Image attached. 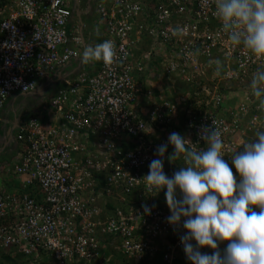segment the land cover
I'll return each instance as SVG.
<instances>
[{
	"label": "built area",
	"instance_id": "built-area-1",
	"mask_svg": "<svg viewBox=\"0 0 264 264\" xmlns=\"http://www.w3.org/2000/svg\"><path fill=\"white\" fill-rule=\"evenodd\" d=\"M96 13L115 57L63 78L18 125L21 150L5 173L21 182L0 190V254L13 264H183L186 230L167 222L164 190L149 192L144 176L171 133L203 149L201 129L213 126L238 177L233 153L264 130L249 88L264 58L230 45L215 0H106ZM70 16V0H0V110L80 57Z\"/></svg>",
	"mask_w": 264,
	"mask_h": 264
},
{
	"label": "clouds",
	"instance_id": "clouds-1",
	"mask_svg": "<svg viewBox=\"0 0 264 264\" xmlns=\"http://www.w3.org/2000/svg\"><path fill=\"white\" fill-rule=\"evenodd\" d=\"M215 13L233 48L242 46L264 58V0H215ZM114 57L111 41L87 46L82 53L85 62L111 63ZM222 67L217 61L218 75ZM249 88L264 105V67L256 71ZM254 135L255 142L242 141L243 151L232 155L238 177L223 159L221 133L213 126L201 129L203 149L176 132L156 149L158 158L151 161L144 176L147 190L158 194L166 189L167 222L186 230L180 242L191 264H264V130ZM169 145L173 151L168 160L184 161L171 177L164 172ZM144 212L150 215L151 208L145 205ZM225 240L230 242L221 252L218 245ZM204 246L215 251L202 253Z\"/></svg>",
	"mask_w": 264,
	"mask_h": 264
},
{
	"label": "crops",
	"instance_id": "crops-1",
	"mask_svg": "<svg viewBox=\"0 0 264 264\" xmlns=\"http://www.w3.org/2000/svg\"><path fill=\"white\" fill-rule=\"evenodd\" d=\"M99 1L106 2V0H70L71 16L68 20L67 29L70 33L79 32L81 34L83 47H81L79 58L73 59L57 69L58 72L54 77H57L60 73L63 75L62 78L60 74L57 78L47 77L30 93H13L0 110V190L12 192L18 191L20 188L21 178L5 173V170L18 160L21 150V144L17 142L15 137L18 125L30 115L40 114L42 112L50 96L64 83L63 78L71 80L78 74L81 68H85V65L88 63L82 59V53L85 47H94L104 42L105 30L101 25L96 23V4ZM142 41L144 44L140 48L144 49L148 44L145 40ZM91 62L92 66L89 67V71H93L99 64L98 61ZM162 95H164V91H162ZM142 111H145V109H142ZM252 136H255L254 133H252ZM244 141H247V138H244ZM169 155L168 152L165 153L164 172H175V170L171 169L172 166L174 169L184 166L182 158L179 162H170L168 160ZM165 191L162 192V195L165 194ZM12 260L9 255H5L4 253L0 254V264H11L13 262Z\"/></svg>",
	"mask_w": 264,
	"mask_h": 264
},
{
	"label": "trees",
	"instance_id": "trees-1",
	"mask_svg": "<svg viewBox=\"0 0 264 264\" xmlns=\"http://www.w3.org/2000/svg\"><path fill=\"white\" fill-rule=\"evenodd\" d=\"M61 85H63V84H61ZM172 151H173V148H172L171 145H169V146H168V149H167V152H168L169 154H171ZM177 162H179V160H177ZM177 162H176V163H177ZM177 164H178V163H177ZM212 251H213V249L208 248V249H207L205 252H203V253H207V254H209V253H211ZM182 262H183V264H191V262L187 260L186 255H184V257H183V259H182ZM11 264H13V263H11Z\"/></svg>",
	"mask_w": 264,
	"mask_h": 264
},
{
	"label": "rangeland",
	"instance_id": "rangeland-1",
	"mask_svg": "<svg viewBox=\"0 0 264 264\" xmlns=\"http://www.w3.org/2000/svg\"><path fill=\"white\" fill-rule=\"evenodd\" d=\"M42 110V108H40Z\"/></svg>",
	"mask_w": 264,
	"mask_h": 264
}]
</instances>
